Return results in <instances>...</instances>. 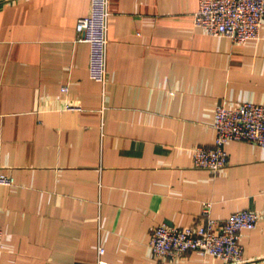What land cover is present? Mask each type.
Masks as SVG:
<instances>
[{"label": "crops", "instance_id": "1", "mask_svg": "<svg viewBox=\"0 0 264 264\" xmlns=\"http://www.w3.org/2000/svg\"><path fill=\"white\" fill-rule=\"evenodd\" d=\"M89 1L0 0V264H223L148 247L204 202L219 220L259 214L240 264H264V146L227 142L217 173L192 164L217 105L264 104V22L235 43L194 25L200 0H109L102 85L76 29Z\"/></svg>", "mask_w": 264, "mask_h": 264}, {"label": "built area", "instance_id": "2", "mask_svg": "<svg viewBox=\"0 0 264 264\" xmlns=\"http://www.w3.org/2000/svg\"><path fill=\"white\" fill-rule=\"evenodd\" d=\"M109 0H90L88 13L77 20L80 41L88 45V77L102 85L107 76ZM264 22V0H200L194 13V25L213 36H225L232 42L243 43L260 37ZM62 92L67 86L61 87ZM69 109H78L68 106ZM212 127L215 139L211 146H196L192 164L197 169L217 173L228 164L225 145L229 141H245L264 146V104L240 102L232 107L217 105ZM10 176L0 175V185H12ZM210 203L204 202L201 221L183 227L160 223L151 230L148 247L156 257L180 258L188 251L201 257L214 256L223 264H240L243 246L242 230L254 229L259 214L239 210L226 219L211 217ZM3 232L0 229V251ZM104 249L97 248L98 255ZM98 264H110L98 260Z\"/></svg>", "mask_w": 264, "mask_h": 264}]
</instances>
